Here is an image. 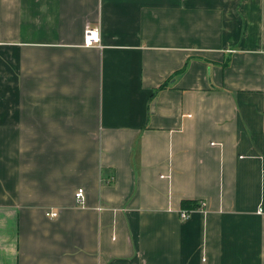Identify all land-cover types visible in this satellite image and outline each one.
<instances>
[{
	"label": "crops",
	"instance_id": "crops-1",
	"mask_svg": "<svg viewBox=\"0 0 264 264\" xmlns=\"http://www.w3.org/2000/svg\"><path fill=\"white\" fill-rule=\"evenodd\" d=\"M0 264H264V0H0Z\"/></svg>",
	"mask_w": 264,
	"mask_h": 264
},
{
	"label": "built area",
	"instance_id": "built-area-1",
	"mask_svg": "<svg viewBox=\"0 0 264 264\" xmlns=\"http://www.w3.org/2000/svg\"><path fill=\"white\" fill-rule=\"evenodd\" d=\"M100 41H101L100 40V34H99V31L97 29L90 28V29H87L85 31L83 46L88 47V48H91V47H98L99 48V47H101ZM76 198L78 199V201L80 203H84L85 196H84V190L83 189H79L77 191ZM205 207H206V203L200 202L197 210H193V211H203L205 209ZM193 211L182 210L180 213L181 218L184 220H187ZM46 214L50 218H56L58 216V212H54V211H49Z\"/></svg>",
	"mask_w": 264,
	"mask_h": 264
},
{
	"label": "trees",
	"instance_id": "trees-1",
	"mask_svg": "<svg viewBox=\"0 0 264 264\" xmlns=\"http://www.w3.org/2000/svg\"><path fill=\"white\" fill-rule=\"evenodd\" d=\"M182 71H183V70H182ZM182 71H181V72H182ZM165 87H166V85L164 84V85H162L160 88H158V89L155 91L154 96H155V94H156L158 91H160L161 89H163V88H165ZM198 206H199V203L196 202V201L184 200V201L182 202V209H184V210H188V211L197 210Z\"/></svg>",
	"mask_w": 264,
	"mask_h": 264
}]
</instances>
